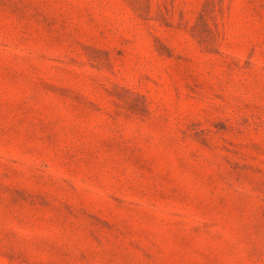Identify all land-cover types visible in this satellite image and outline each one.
<instances>
[{
  "label": "rangeland",
  "instance_id": "rangeland-1",
  "mask_svg": "<svg viewBox=\"0 0 264 264\" xmlns=\"http://www.w3.org/2000/svg\"><path fill=\"white\" fill-rule=\"evenodd\" d=\"M0 264H264V0H0Z\"/></svg>",
  "mask_w": 264,
  "mask_h": 264
}]
</instances>
